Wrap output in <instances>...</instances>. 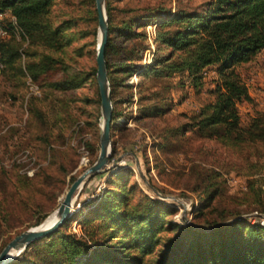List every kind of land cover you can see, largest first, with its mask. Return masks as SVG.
<instances>
[{
  "label": "rangeland",
  "instance_id": "374dc122",
  "mask_svg": "<svg viewBox=\"0 0 264 264\" xmlns=\"http://www.w3.org/2000/svg\"><path fill=\"white\" fill-rule=\"evenodd\" d=\"M214 2L113 0L112 39L118 49L110 53L116 114L111 156L107 169L78 190L61 233L91 245L116 243L123 235L131 238L133 234L125 230L119 231V237H108L109 224L105 227L98 217H84L89 204L109 188L125 193L121 208L137 205L140 211L150 200L160 204L156 207L164 222L158 235L163 242L144 257L145 264H152L164 243L183 226L211 232L245 219L242 232L248 238L249 224L264 225V142L258 148L246 142L241 147L232 146L198 130L202 108L215 99L217 67L203 68L201 84L196 85L189 72L164 73L163 66L155 62L157 53L174 51L157 42V30L181 26L172 20L162 23L165 14H208ZM107 17L109 22L108 13ZM46 20L55 26L71 22L62 49L33 42L11 10L0 11V23L11 29L0 28V40L6 49H20L12 66L4 67L0 60V251L23 230L44 220L41 226L56 215L71 183L100 152L102 103L94 74L100 42L96 0H54ZM181 53V49L175 50L173 58L178 59ZM41 54L62 57L64 64L33 78L27 64ZM63 67L85 76L81 86L63 90L53 84L65 75ZM236 70L251 96L238 106L241 125L247 126L264 112V50L249 62L238 64ZM184 125L186 129L181 131ZM202 171L210 178L205 179ZM192 236L189 240L197 237ZM198 238L209 245L222 240L221 235ZM53 240L59 247L60 240L47 238ZM24 258L54 264L48 261L43 240L23 247L6 264Z\"/></svg>",
  "mask_w": 264,
  "mask_h": 264
},
{
  "label": "trees",
  "instance_id": "16d2710c",
  "mask_svg": "<svg viewBox=\"0 0 264 264\" xmlns=\"http://www.w3.org/2000/svg\"><path fill=\"white\" fill-rule=\"evenodd\" d=\"M53 1L0 0V11L11 10L18 25L33 42L62 49L71 22L63 21L57 26L47 22L46 17ZM112 2L113 0H106L109 15L106 60L110 81L114 79L115 72L110 53L118 49L112 39L115 29L112 22ZM162 20V23L168 20L181 23L176 29L157 30V42L170 46L174 51L182 50L178 59L173 58L174 51L155 55V62L163 66L161 70L164 73L187 71L194 78L195 84L199 85L202 69L210 65L217 67L219 77L214 89L215 99L207 103L200 112L197 122L199 132L215 136L232 146L241 147L246 142L257 145L258 148L259 143L264 142V112L253 117L249 125H241L238 106L242 101L251 100V96L236 66L249 62L264 50V0H215L214 8L208 14L168 11ZM128 23L124 30H127ZM2 27L11 32L9 27L0 23V28ZM18 47L14 50L6 49L0 40V60L4 67L12 66L20 57ZM57 64H64L62 57L41 54L39 59L27 64V69L33 78H38L39 74L52 70ZM62 70L65 75L53 83L55 86L63 90L81 86L85 79L82 78L83 74L71 73L65 67ZM94 74H97V67ZM114 117L116 114L113 111V119ZM185 129V125L180 128L181 131ZM202 174L205 179L210 178L209 173L202 171ZM125 196L124 192L109 188L89 204L90 208L84 217L86 220L98 217L103 220L102 225L105 224V227L109 224L108 237H119V231L124 230L134 237L125 239L126 236L123 235L116 243L91 245L87 240L61 233L60 228L49 236L30 242L28 246L34 243L39 245L43 240L47 246L48 261L54 264H145L144 257L152 253L154 246L163 240L158 231L163 227L164 215L157 210L159 208L156 206L160 204L153 200L147 204L144 202V208L140 211L137 205L121 208ZM246 221L237 219L228 228L211 232L183 226L164 243L163 250L152 264H264V232L261 230L264 225L249 224L251 232L245 238L242 226L247 224ZM192 235L197 237L189 240ZM209 235H221L222 240H215L209 245L205 239L198 238ZM47 238L60 240V246L56 247L55 240L47 241ZM34 262L39 264L36 260L26 258L13 264Z\"/></svg>",
  "mask_w": 264,
  "mask_h": 264
},
{
  "label": "water",
  "instance_id": "95a60500",
  "mask_svg": "<svg viewBox=\"0 0 264 264\" xmlns=\"http://www.w3.org/2000/svg\"><path fill=\"white\" fill-rule=\"evenodd\" d=\"M96 8L99 22L100 42L97 53V80L101 95L102 126L100 133V152L93 164L86 168L71 183L63 199L58 206L57 220L49 227L42 228L39 225L31 226L14 238H12L0 251V264H6L5 259L9 253L17 248L25 247L30 242L49 236L57 231L72 214V206L78 190L84 183L98 173L104 172L111 156V137L113 121V100L111 95L110 79L106 60V52L109 43V22L106 11V0H96Z\"/></svg>",
  "mask_w": 264,
  "mask_h": 264
},
{
  "label": "bare ground",
  "instance_id": "6f19581e",
  "mask_svg": "<svg viewBox=\"0 0 264 264\" xmlns=\"http://www.w3.org/2000/svg\"><path fill=\"white\" fill-rule=\"evenodd\" d=\"M56 215H57V212H56ZM55 214L52 215L51 217H49L41 226L39 227H42V228H46V227H49L51 226L56 220H57V217ZM23 247H20V248H17L15 249L14 251H12L11 253H9L5 259V263H8L10 262L17 254H19L21 251H22Z\"/></svg>",
  "mask_w": 264,
  "mask_h": 264
}]
</instances>
